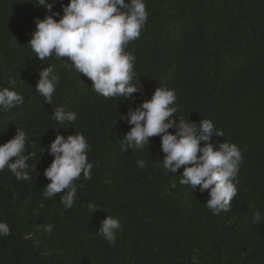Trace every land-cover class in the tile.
Instances as JSON below:
<instances>
[{
  "label": "trees",
  "instance_id": "1",
  "mask_svg": "<svg viewBox=\"0 0 264 264\" xmlns=\"http://www.w3.org/2000/svg\"><path fill=\"white\" fill-rule=\"evenodd\" d=\"M67 3L56 0L53 11L62 14ZM145 3L146 25L125 49L135 57L142 92L123 101L93 91L87 77L65 66L71 63L66 57L39 61L27 42L34 18L50 13L28 0H0V88L24 100L0 111V144L16 129L24 131L27 163L35 165L30 181L0 172V221L11 230L0 236V264H264V224L253 222L255 212L264 216V0ZM49 65L59 76L52 104L35 92L40 69ZM160 86L175 91L178 118L209 119L224 133L213 142L242 150L229 211L213 214L206 207L207 190L181 185L183 168L176 174L163 168L159 136L142 150L121 151L130 126L120 116ZM56 107L75 112L76 120L56 122ZM74 132L90 145L92 177L75 181L76 200L65 209L63 193L43 196L49 182L43 171L53 159L47 148L55 136ZM106 215L121 223L112 245L97 235ZM49 223L50 234L37 230Z\"/></svg>",
  "mask_w": 264,
  "mask_h": 264
},
{
  "label": "clouds",
  "instance_id": "2",
  "mask_svg": "<svg viewBox=\"0 0 264 264\" xmlns=\"http://www.w3.org/2000/svg\"><path fill=\"white\" fill-rule=\"evenodd\" d=\"M28 2L34 7L42 6L50 13L43 19L34 18L35 30L27 42L39 61L52 56L61 60L66 57L71 63L63 60L65 66H71L87 77L92 82L93 91L105 98L123 97V101H129L134 99V93L142 92L133 71L135 57L125 49L130 42L140 38L146 25L145 0H68L67 4H61L62 14L53 11L56 0ZM38 76L35 92L44 98V102L52 104L59 83L55 66L41 68ZM9 82L15 85L14 80ZM176 99L174 90L160 86L149 99L135 108L129 107L126 115L120 116V120L130 126L120 142L121 151L142 150L145 145H150L149 138L159 136L164 156L158 162H162L163 168L169 174H176L183 168L179 183L192 190L198 187L201 193L207 190L206 207L213 214L227 212L237 195L242 150L235 143L213 142L214 136L223 137L224 133L211 120L190 122L178 118L174 106ZM23 103L18 92L0 88V111L11 110ZM52 115L60 124L73 123L77 116L75 112H66L63 107H56ZM27 140V134L16 129L11 139L0 144V172L7 169L18 181H30V171L35 170V165L27 163ZM89 150L90 145L83 134L74 132L66 137L55 136L47 148L53 159L43 171L49 181L44 187L45 198L52 199L54 194L63 193L60 201L65 209L73 206L77 197L75 181L81 175L86 180L92 177L93 164L87 157ZM137 166L143 168L145 161L137 160ZM89 208L93 212L97 210L92 204ZM253 222L264 224V216L255 212ZM53 227L51 223L38 225L37 230L43 228L45 234H50ZM120 229V221L106 215L100 222L97 235L112 245L116 243V233ZM10 234L9 225L0 221V236Z\"/></svg>",
  "mask_w": 264,
  "mask_h": 264
}]
</instances>
